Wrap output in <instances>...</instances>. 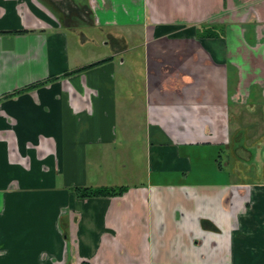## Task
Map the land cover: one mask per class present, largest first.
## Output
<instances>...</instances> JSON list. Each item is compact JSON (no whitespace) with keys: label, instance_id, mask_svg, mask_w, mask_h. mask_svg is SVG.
Segmentation results:
<instances>
[{"label":"crops","instance_id":"0c3cea01","mask_svg":"<svg viewBox=\"0 0 264 264\" xmlns=\"http://www.w3.org/2000/svg\"><path fill=\"white\" fill-rule=\"evenodd\" d=\"M263 148L264 0H0V264H264Z\"/></svg>","mask_w":264,"mask_h":264},{"label":"rangeland","instance_id":"374dc122","mask_svg":"<svg viewBox=\"0 0 264 264\" xmlns=\"http://www.w3.org/2000/svg\"><path fill=\"white\" fill-rule=\"evenodd\" d=\"M88 1H91V0H88ZM95 41H96V46L95 49L96 51H99L101 53H106V50H105V47L103 46V39L101 37H96L95 38ZM239 115L241 113H238ZM246 118V116H244ZM247 123V120L245 121ZM235 125V124H234ZM240 126V125H238ZM240 143H237V145L235 144L231 151L234 150V149H237V146H239ZM245 151L243 152L244 154L247 153V150L248 148H244ZM229 150L225 151L223 154H222V158H221V162L223 164V167L225 168V171L226 172H229L233 178V180H236V181H239V182H242V183H256V184H263L264 185V171H261V170H264V164L262 165V162H264V148H263V151L261 152V155H260V152L259 151H255L256 155L258 156L256 158V162L255 163H251V165L248 164V161L244 163V167L242 166H235L233 165V162L229 160ZM260 156V157H259ZM136 165L139 169V167H141L140 165L142 164L143 165V162H144V158L142 159V161L140 160V158H136ZM140 160V161H139ZM139 161V162H138ZM249 165V166H247ZM144 168V167H143ZM138 173H136V178H131L130 177V173L128 170L127 171V175L125 174V176L127 178H125L124 180L126 181H129L127 183H133V184H138L140 183V175H143L144 174V171H141V170H138ZM139 171H141V174L139 173ZM131 181V182H130Z\"/></svg>","mask_w":264,"mask_h":264},{"label":"trees","instance_id":"16d2710c","mask_svg":"<svg viewBox=\"0 0 264 264\" xmlns=\"http://www.w3.org/2000/svg\"><path fill=\"white\" fill-rule=\"evenodd\" d=\"M220 167V166H219ZM127 191L126 187L76 188L75 193L80 198L120 197Z\"/></svg>","mask_w":264,"mask_h":264}]
</instances>
